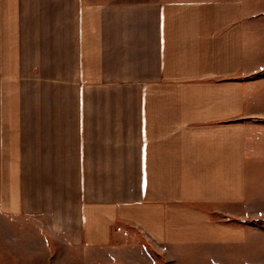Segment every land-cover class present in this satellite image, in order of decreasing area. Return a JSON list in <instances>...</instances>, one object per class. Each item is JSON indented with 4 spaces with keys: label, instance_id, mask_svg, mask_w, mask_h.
<instances>
[{
    "label": "crops",
    "instance_id": "obj_1",
    "mask_svg": "<svg viewBox=\"0 0 264 264\" xmlns=\"http://www.w3.org/2000/svg\"><path fill=\"white\" fill-rule=\"evenodd\" d=\"M248 18L243 0H0L2 208L75 246L259 241Z\"/></svg>",
    "mask_w": 264,
    "mask_h": 264
},
{
    "label": "rangeland",
    "instance_id": "obj_2",
    "mask_svg": "<svg viewBox=\"0 0 264 264\" xmlns=\"http://www.w3.org/2000/svg\"><path fill=\"white\" fill-rule=\"evenodd\" d=\"M243 1L250 13L245 26V58L255 71L245 79L246 99L259 124L256 130H248V186L252 199L264 210V161L260 159L264 157V0ZM254 209L258 213V208ZM123 231H128L123 240L108 248L75 246L64 234L52 233L45 217L12 213L2 208L0 198V264H264V233L259 241L252 239L243 246L156 254L136 228Z\"/></svg>",
    "mask_w": 264,
    "mask_h": 264
}]
</instances>
